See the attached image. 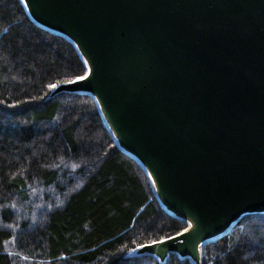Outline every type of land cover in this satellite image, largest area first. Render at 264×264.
Masks as SVG:
<instances>
[{
  "label": "water",
  "instance_id": "95a60500",
  "mask_svg": "<svg viewBox=\"0 0 264 264\" xmlns=\"http://www.w3.org/2000/svg\"><path fill=\"white\" fill-rule=\"evenodd\" d=\"M71 43L115 146L185 227L126 253L201 264L202 249L264 214V0H19Z\"/></svg>",
  "mask_w": 264,
  "mask_h": 264
},
{
  "label": "trees",
  "instance_id": "16d2710c",
  "mask_svg": "<svg viewBox=\"0 0 264 264\" xmlns=\"http://www.w3.org/2000/svg\"><path fill=\"white\" fill-rule=\"evenodd\" d=\"M84 72L69 41L19 0H0V264H159L126 253L185 227L115 146L91 97H48ZM164 264L191 262L171 254ZM201 264H264V214L205 245Z\"/></svg>",
  "mask_w": 264,
  "mask_h": 264
},
{
  "label": "rangeland",
  "instance_id": "374dc122",
  "mask_svg": "<svg viewBox=\"0 0 264 264\" xmlns=\"http://www.w3.org/2000/svg\"><path fill=\"white\" fill-rule=\"evenodd\" d=\"M7 246H8L9 248H12V247L14 246V243H13V242H9V243H7ZM19 262H20L21 264H29L28 262H26V261H24V260H19V261L17 262V264H19Z\"/></svg>",
  "mask_w": 264,
  "mask_h": 264
}]
</instances>
